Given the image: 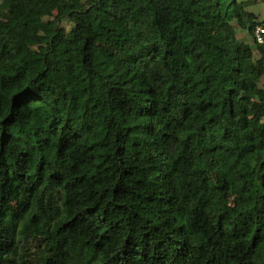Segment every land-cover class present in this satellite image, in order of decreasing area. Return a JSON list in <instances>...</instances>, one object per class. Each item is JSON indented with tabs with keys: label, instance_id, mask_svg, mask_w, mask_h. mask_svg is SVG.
<instances>
[{
	"label": "trees",
	"instance_id": "trees-1",
	"mask_svg": "<svg viewBox=\"0 0 264 264\" xmlns=\"http://www.w3.org/2000/svg\"><path fill=\"white\" fill-rule=\"evenodd\" d=\"M257 1H0V264H264Z\"/></svg>",
	"mask_w": 264,
	"mask_h": 264
},
{
	"label": "rangeland",
	"instance_id": "rangeland-1",
	"mask_svg": "<svg viewBox=\"0 0 264 264\" xmlns=\"http://www.w3.org/2000/svg\"><path fill=\"white\" fill-rule=\"evenodd\" d=\"M250 11L255 12L258 20L264 19V0H258L257 2H252L248 8ZM245 39L251 45L256 44L253 34L245 33ZM30 254L25 255L24 259L26 262L31 264H38L40 258V251L36 249H31Z\"/></svg>",
	"mask_w": 264,
	"mask_h": 264
},
{
	"label": "built area",
	"instance_id": "built-area-1",
	"mask_svg": "<svg viewBox=\"0 0 264 264\" xmlns=\"http://www.w3.org/2000/svg\"><path fill=\"white\" fill-rule=\"evenodd\" d=\"M253 36L257 44H264V24L258 23L254 26Z\"/></svg>",
	"mask_w": 264,
	"mask_h": 264
}]
</instances>
